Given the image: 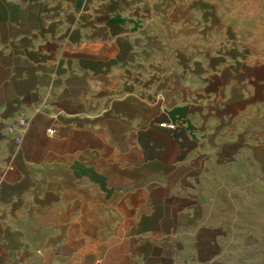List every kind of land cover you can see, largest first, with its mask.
Instances as JSON below:
<instances>
[{
  "label": "crops",
  "instance_id": "crops-1",
  "mask_svg": "<svg viewBox=\"0 0 264 264\" xmlns=\"http://www.w3.org/2000/svg\"><path fill=\"white\" fill-rule=\"evenodd\" d=\"M212 11L0 0V264L213 262L219 185L264 177V61Z\"/></svg>",
  "mask_w": 264,
  "mask_h": 264
},
{
  "label": "rangeland",
  "instance_id": "rangeland-1",
  "mask_svg": "<svg viewBox=\"0 0 264 264\" xmlns=\"http://www.w3.org/2000/svg\"><path fill=\"white\" fill-rule=\"evenodd\" d=\"M218 17L236 30L241 47L264 61V0H205ZM211 264H264V177L251 164L235 171L228 184L219 185Z\"/></svg>",
  "mask_w": 264,
  "mask_h": 264
},
{
  "label": "built area",
  "instance_id": "built-area-1",
  "mask_svg": "<svg viewBox=\"0 0 264 264\" xmlns=\"http://www.w3.org/2000/svg\"><path fill=\"white\" fill-rule=\"evenodd\" d=\"M21 125H25V121H21ZM162 126H166V123H162Z\"/></svg>",
  "mask_w": 264,
  "mask_h": 264
}]
</instances>
